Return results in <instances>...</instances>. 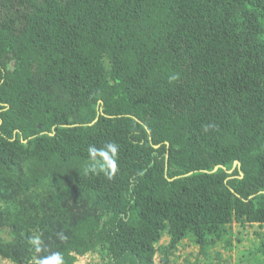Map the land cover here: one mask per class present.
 <instances>
[{"label":"trees","instance_id":"1","mask_svg":"<svg viewBox=\"0 0 264 264\" xmlns=\"http://www.w3.org/2000/svg\"><path fill=\"white\" fill-rule=\"evenodd\" d=\"M110 141L116 174H86ZM184 240L264 255V0H0V259L177 264Z\"/></svg>","mask_w":264,"mask_h":264},{"label":"clouds","instance_id":"2","mask_svg":"<svg viewBox=\"0 0 264 264\" xmlns=\"http://www.w3.org/2000/svg\"><path fill=\"white\" fill-rule=\"evenodd\" d=\"M169 82L178 79L176 75L169 76ZM89 163L85 166L86 174L99 175L103 174L109 180L113 178L118 170L119 145L116 142H105L103 147L97 148L90 145L87 149ZM143 175V172L140 173ZM60 240H64L63 233L58 234ZM31 244L35 246V251H48V248L40 236L31 239ZM39 264H64V258L61 252H52L51 255L43 256L39 260Z\"/></svg>","mask_w":264,"mask_h":264},{"label":"rangeland","instance_id":"3","mask_svg":"<svg viewBox=\"0 0 264 264\" xmlns=\"http://www.w3.org/2000/svg\"><path fill=\"white\" fill-rule=\"evenodd\" d=\"M236 224V223H235ZM247 228L250 230V232L254 233L256 226H251L248 225ZM235 229H238L235 227ZM243 230V227L240 228ZM166 241L168 240V237H165ZM182 248L177 252V254L180 255V257L177 260V264H193L197 260L199 248L195 246L194 244L190 243L189 240H184L183 245L181 246ZM248 247V241L245 240L243 245L240 248H235L231 252L232 257L228 255V253H225L223 257V263L225 264H264V255L263 254H257V255H252L249 253L246 249ZM241 250H243L241 252ZM226 256L228 257V262H226L225 258ZM241 256V259H239ZM202 258V256L200 255ZM89 257L88 256H83L79 259L78 264H85L86 261H88ZM189 259V261H187ZM0 264H12L7 260H2L0 259Z\"/></svg>","mask_w":264,"mask_h":264},{"label":"water","instance_id":"4","mask_svg":"<svg viewBox=\"0 0 264 264\" xmlns=\"http://www.w3.org/2000/svg\"><path fill=\"white\" fill-rule=\"evenodd\" d=\"M235 163H236V164H239V162H238V161H236ZM216 168H218V167H216Z\"/></svg>","mask_w":264,"mask_h":264}]
</instances>
